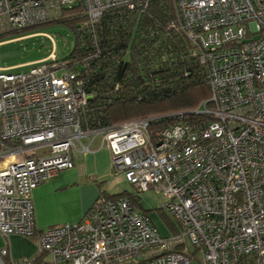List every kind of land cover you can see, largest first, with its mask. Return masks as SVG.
Returning a JSON list of instances; mask_svg holds the SVG:
<instances>
[{"label":"built area","instance_id":"obj_1","mask_svg":"<svg viewBox=\"0 0 264 264\" xmlns=\"http://www.w3.org/2000/svg\"><path fill=\"white\" fill-rule=\"evenodd\" d=\"M141 1L150 0H0V36L58 20L64 8L83 6L95 24ZM172 1L171 28L208 69L210 98L189 120L84 130L92 96L68 62L53 54L27 71L0 67V264H264V0ZM91 135L110 149L117 175L162 196L181 234L164 236L127 196H101L81 222L38 230L35 190L74 169ZM12 236L36 239L38 255L13 258Z\"/></svg>","mask_w":264,"mask_h":264},{"label":"trees","instance_id":"obj_2","mask_svg":"<svg viewBox=\"0 0 264 264\" xmlns=\"http://www.w3.org/2000/svg\"><path fill=\"white\" fill-rule=\"evenodd\" d=\"M52 23L74 31V49L64 62L92 96L80 111L84 130L173 113H183L186 121L210 98L206 65L180 29L171 28L177 23L172 0L141 1L133 10L111 9L95 24L78 5L64 8ZM40 26L4 34L0 40L21 38ZM104 196H127L139 207L143 195L126 191ZM170 226L177 229L175 222Z\"/></svg>","mask_w":264,"mask_h":264},{"label":"crops","instance_id":"obj_3","mask_svg":"<svg viewBox=\"0 0 264 264\" xmlns=\"http://www.w3.org/2000/svg\"><path fill=\"white\" fill-rule=\"evenodd\" d=\"M83 148L88 151H83ZM73 157L74 169L62 172L56 179L43 184L34 192L35 222L39 231L65 224H77L101 196H120L126 192L116 191L118 184L125 180L114 172L110 149L100 135L82 138L78 152H74ZM158 196L160 195L151 192L143 194L139 209L149 210L144 207L148 208L149 200H153V197L159 198ZM145 201L146 205L142 206ZM153 221L158 224L155 223L159 230L169 232L168 234L176 230L170 224L162 223L159 218ZM8 246L15 259L35 258L38 255L35 254L36 239L12 236Z\"/></svg>","mask_w":264,"mask_h":264},{"label":"rangeland","instance_id":"obj_4","mask_svg":"<svg viewBox=\"0 0 264 264\" xmlns=\"http://www.w3.org/2000/svg\"><path fill=\"white\" fill-rule=\"evenodd\" d=\"M52 21H50L49 23H44L42 24V26L39 25L40 27L30 31L26 34V36H23L21 38H14L3 41L0 40V67L2 69L16 68L18 71H27L30 68L37 66V64L42 62V60L49 59L53 54H56L57 60L59 62L64 63L65 58L68 57L74 49V31L65 24L52 23ZM30 33L34 34L29 35ZM48 35L52 36L54 38V41L50 40L48 38ZM64 71L65 70H61L58 75L63 74ZM173 114H166L172 115L169 117L171 118V120L168 123H171L174 120L173 118L176 117ZM122 190L135 191L134 188L125 181H122L120 184H118V187L116 189V191L118 192ZM154 194L156 195V193ZM158 197L159 198L153 197V200H149L148 208H144L149 209L148 214L153 220H157L159 218L162 223L168 225L174 222V219L166 212L160 211L163 201L161 196ZM144 204L146 205V201L142 204V206H144ZM160 215H162L164 220H162V217H160ZM160 231L164 236H169V232L166 233L161 229ZM173 232L175 233L173 235H179L181 234V229L178 227V230L176 229ZM5 245V242L3 240H0V248L4 247ZM189 248L191 250V253H193L194 248L190 243ZM37 253L38 249L35 254Z\"/></svg>","mask_w":264,"mask_h":264},{"label":"bare ground","instance_id":"obj_5","mask_svg":"<svg viewBox=\"0 0 264 264\" xmlns=\"http://www.w3.org/2000/svg\"><path fill=\"white\" fill-rule=\"evenodd\" d=\"M123 177V176H122ZM124 178V177H123ZM125 180V179H124ZM130 185V184H129ZM131 186V185H130ZM132 187V186H131ZM136 193H139L137 190H135ZM83 220V219H82ZM54 228V227H53ZM21 237V236H20ZM27 239H31V238H27Z\"/></svg>","mask_w":264,"mask_h":264}]
</instances>
